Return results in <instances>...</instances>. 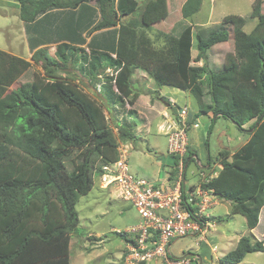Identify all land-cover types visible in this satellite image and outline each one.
Here are the masks:
<instances>
[{"label":"trees","instance_id":"16d2710c","mask_svg":"<svg viewBox=\"0 0 264 264\" xmlns=\"http://www.w3.org/2000/svg\"><path fill=\"white\" fill-rule=\"evenodd\" d=\"M15 1L31 60L44 72L32 71L29 60L0 49V247H5L0 264H71L69 240L78 231L80 197L91 191L102 167L118 159L119 144L138 138L135 109L126 111L135 116L129 122L113 118L115 108L134 106L140 96L132 87L136 69L146 71L158 86L189 91L198 103L197 116L209 114L212 121L224 117L240 130L249 124L252 133L243 146L233 153L221 150L214 160L209 157L208 162L218 161L221 167L202 186L230 201L231 216H244L251 234L241 236L218 263L240 264L247 254L264 252V235L258 240L251 232L264 207V13L258 5L251 31L224 21L196 35L198 53L193 57V25L165 34L164 46L155 48L133 17L139 0ZM202 2L185 0L183 17L196 14ZM163 8L161 2L149 3L141 28L159 22ZM127 16L132 17L124 21ZM231 36L238 67L225 64L216 70L207 63L209 51ZM87 55L97 60L107 55L110 63L104 68L114 69L101 87L105 107L57 73ZM193 61L204 63L193 66ZM28 73L30 80L10 90ZM11 175L21 177L7 178Z\"/></svg>","mask_w":264,"mask_h":264},{"label":"rangeland","instance_id":"374dc122","mask_svg":"<svg viewBox=\"0 0 264 264\" xmlns=\"http://www.w3.org/2000/svg\"><path fill=\"white\" fill-rule=\"evenodd\" d=\"M139 1L140 10L133 17L139 19L141 23L139 29L145 31L152 39L155 48L164 46L165 34L177 33L181 26L186 23L193 25V57H196L198 53L197 34H206L224 21H231L233 25L249 32L258 21L257 18L252 17L254 7L258 5L257 7L261 13H264V0H203L201 9L189 18H184L181 12L185 0ZM151 2H161L163 4L162 18L150 27L141 28L144 25L142 18L145 8ZM130 17L132 16L124 17L123 20L128 21ZM0 49L29 60L32 63V71L44 72L40 64L37 65L31 60V51L28 47L24 23L19 16V5L15 0H0ZM51 51H54V46H52ZM78 55H81V53H78ZM109 63L110 60L107 55L100 56L99 60L94 55H87V60L80 58L70 70L57 71V73L72 79L86 93L105 107L106 103L101 93V87L104 85L105 78L114 74L113 68H104ZM202 63L204 62L193 61L192 65H201ZM207 63L211 67H215L216 70H221L225 64L237 66L233 36L228 41L213 46L209 51ZM99 68L102 72L100 75L97 74ZM141 73L144 72L137 70L132 82L137 89L153 92L154 97L152 98H155L157 108L152 111L150 107L143 104L144 99L140 102V106L144 107L146 112H152V126L150 131H147V129L141 128L142 123L138 125L142 129L140 135L143 140L135 142L134 147L130 149L129 166L132 172L158 181L166 178V170L170 169V166L166 165L162 169L159 159L166 157L171 161L174 160L172 156L167 154L168 140L166 136L158 129V124L164 120L161 113L166 109L164 97L173 96L177 105L180 107L186 105L191 115H195L199 107L189 91L170 86H158L148 73H145L146 76L141 75ZM30 79L31 74L29 73L20 77L10 90ZM201 80L207 89V74H203ZM207 100H209V97H207ZM130 108L135 109L134 106L115 108L113 118L121 121H131L135 116L126 114V111ZM176 116L173 118H176ZM107 117H110L109 113H107ZM201 117L206 121V117ZM212 123V127L210 125L207 128L210 136L208 137L206 133L202 134L195 142L196 150L203 162L208 159L209 154L214 160L219 152L224 150L222 149L223 145L228 146L231 138L242 133L237 126L224 117L217 118ZM110 126L114 131L117 130L113 122L110 123ZM194 136L196 138V135ZM125 143L127 144V142ZM126 149L129 150L128 144ZM161 151L164 154H161ZM194 169L195 166L192 164L188 170L189 184L197 183L199 180L197 174L191 175ZM4 172V174L8 173L6 169H4ZM10 177L20 178L21 175H11L7 178ZM230 208V201L219 199L218 204L209 210V213L215 218L212 220L206 236L202 239L197 236L195 238H182L173 244L172 251L175 254L189 252L201 255V261L198 259L199 263L195 261L193 264H219L218 258L235 248L241 236L251 237L245 217L240 214L231 216ZM76 209L80 222L78 231L71 234L69 240L68 257L71 264H127L125 261L128 248L127 241L119 233L126 236L125 230L127 228L142 221L136 207L131 202L121 198L115 186H103L100 178L96 175L91 191L80 197ZM251 232L258 240L263 239L264 208L261 210L258 225ZM4 248L0 247V250L4 251ZM241 264H264V252L247 254Z\"/></svg>","mask_w":264,"mask_h":264},{"label":"built area","instance_id":"2783aa9c","mask_svg":"<svg viewBox=\"0 0 264 264\" xmlns=\"http://www.w3.org/2000/svg\"><path fill=\"white\" fill-rule=\"evenodd\" d=\"M188 109H178L176 118L167 125V153L174 158L167 183H155L134 173L129 166V150L119 144L118 159L102 167L99 178L105 187L115 186L119 196L131 202L142 221L125 231L128 235L125 261L136 264H193L201 255L175 254L172 246L178 240L196 236L200 239L212 223L209 210L219 202L213 189L203 187L218 173L201 174L202 181L189 184L187 162L190 145ZM173 171V173H171ZM215 175V176H214Z\"/></svg>","mask_w":264,"mask_h":264},{"label":"crops","instance_id":"0c3cea01","mask_svg":"<svg viewBox=\"0 0 264 264\" xmlns=\"http://www.w3.org/2000/svg\"><path fill=\"white\" fill-rule=\"evenodd\" d=\"M86 50H88V49H86ZM137 70H140V71L144 72V73H141V75L146 76L145 75V73L147 74L146 71H144L142 69H136L135 72ZM135 72H134V74L132 76V79L134 78ZM132 87H133L134 91H137L140 94L139 98L137 99V101H136V103L134 105V108L136 110V119H138V123L135 126V133L138 136V138H137V140L135 142H137V141H142L143 140V138L140 135V133L142 132V129H147V131H150L151 126H152V121H151L152 112H146L145 108L140 106V102L144 99V101H142L143 104H145V106L147 105L148 107H150L152 111L154 110V108H157V103L155 101V98L154 99L152 98V97H154L153 92L150 93V92H147L146 90L137 89L134 86L133 82H132ZM173 88H175V87H173ZM176 89H180V88H176ZM180 90H182V89H180ZM185 91H187V90H185ZM159 95H161V94H159ZM170 95H172V94H170ZM207 101H209V100H207ZM164 104H165V108L166 109L161 111L162 117H163L164 120L161 121L158 124V129L166 136L165 132H166V129H167V125L170 122H172L173 117L178 114V110L177 109H179L180 106L177 105L176 100H175V98L173 96L166 97V98L164 97ZM129 106L130 105L127 104V107H129ZM198 110H199V108H198ZM197 112L195 113V115H191V112L188 109L187 118H188L189 123H190V131H189L190 145H189V149L191 151L192 160L191 161L189 160L190 162L187 161V179H188V172H189L188 170H189L190 166L192 164H194L195 169L192 170L191 175L197 174L198 177H199V180H198L197 183H199V182L202 181L201 174H205V175H210L212 173L216 174V173H218L221 165L218 163V161L208 162L209 161V157H211L210 154L208 156V159L205 162H203L200 159L199 153H198V151L196 150V147H195V142L199 139V137L202 134L206 133L208 135V137L210 136L208 131H207V128H209L210 125L212 127V125H213L212 122H214V120H216L217 118L212 121L211 116L209 114H202L200 116H197ZM201 116L206 117L207 118L206 121H204ZM218 118H220V117H218ZM231 122L236 126V124L233 121H231ZM140 123H142V125H141L142 129H140V126H138ZM246 126H248V127L246 128L245 125H244V130H240V131H242V133H240L238 135H235L234 138H231L230 141H229L230 144L228 146L227 145H223L222 149L230 150L233 153L236 150H238L241 146H243L249 140V138L251 136V133H252V131L249 130V124H247ZM194 135H196V138H195ZM166 138H167V136H166ZM135 142H129V143L127 142L128 146H129V153H130V149L134 147L133 144ZM121 144H123L124 146H127V144L125 142H121ZM234 146H235V148H234ZM161 154H164L163 151H161ZM159 162H160V165H161L160 167H162V169H163V167L165 165L168 166V167L170 166V168H171V166H173V161L169 160L166 157L159 159ZM169 170L170 169L166 170L167 171L166 172V178H164V179L162 178L161 180L159 179L157 181V179L154 180V178L153 179L150 178V177H147V178H149L150 180H152L155 183L157 182V183H160V184H165V183H167ZM188 182H189V180H188ZM259 220H260V216H259ZM191 238H193V237H191ZM188 253L179 254V255H187Z\"/></svg>","mask_w":264,"mask_h":264}]
</instances>
